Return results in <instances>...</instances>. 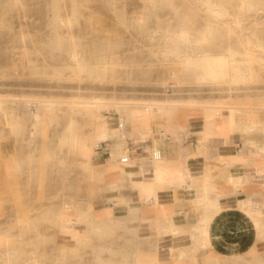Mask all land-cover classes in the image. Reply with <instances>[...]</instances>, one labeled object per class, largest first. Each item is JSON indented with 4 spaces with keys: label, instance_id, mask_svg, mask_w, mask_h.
<instances>
[{
    "label": "rangeland",
    "instance_id": "obj_1",
    "mask_svg": "<svg viewBox=\"0 0 264 264\" xmlns=\"http://www.w3.org/2000/svg\"><path fill=\"white\" fill-rule=\"evenodd\" d=\"M246 1L253 11L241 13L233 0H0V98L21 115L0 114V264H213L210 253L229 255L225 243L179 254L159 230L162 216L155 223L142 220L148 225L139 233L126 210L124 173L138 165L133 155L153 156L154 140L167 129L146 116L153 105L165 104L177 116L188 107H207L208 119L229 111V120L232 108L241 106L252 109L264 127V0ZM65 20L69 26L61 25ZM183 29L195 42L181 46L177 57L167 51L169 38ZM74 50L85 59V70L75 67ZM203 55L242 62L251 81L201 79V70L185 60ZM97 100L107 103L97 117L115 129L122 117L120 136H128L110 166L104 130L96 127L89 163L64 142L93 137V119L79 106ZM123 108L139 114L125 117ZM70 124L72 133L66 131ZM108 140L119 142L111 134ZM124 156H131L128 166L121 164ZM116 169L117 177L111 172ZM107 200L115 201L109 210ZM63 205L71 207L68 228L56 217ZM87 220L100 229L88 230ZM176 231L174 238L183 235ZM217 264H264V252L254 246Z\"/></svg>",
    "mask_w": 264,
    "mask_h": 264
},
{
    "label": "crops",
    "instance_id": "obj_2",
    "mask_svg": "<svg viewBox=\"0 0 264 264\" xmlns=\"http://www.w3.org/2000/svg\"><path fill=\"white\" fill-rule=\"evenodd\" d=\"M233 1L238 9L239 1ZM160 107L162 110L154 118L148 116V110L145 113L150 120L167 128L165 137L159 135L154 140L153 154L159 153V159L155 161L146 152L137 157L140 155L137 153L133 156L138 165L124 173L128 178L126 187L130 189L123 193L126 202H130L126 210H130V217L135 216L134 224L138 226L142 220L155 223L162 216V223L172 224L183 232L176 238L169 234L167 246L176 244L179 254L193 249L194 255L204 249L195 244L192 234L208 219L209 232L224 228L225 233L217 243L227 244L229 254L233 251L240 254L254 246L264 252V127H247L243 120L241 125H233L229 111H225L217 118L216 128L209 129L207 107H188L179 116L170 114L165 104ZM260 118L264 121V116ZM257 122H261L258 117ZM118 130L122 131L112 128L108 134L119 138ZM125 140L128 144V136ZM108 141L102 139L107 142L110 157V145L118 142L108 144ZM153 170L165 178L157 191L156 205L145 201L141 188L131 179L135 177L137 182L146 184L148 191L153 177L148 174L144 179L143 174Z\"/></svg>",
    "mask_w": 264,
    "mask_h": 264
},
{
    "label": "bare ground",
    "instance_id": "obj_3",
    "mask_svg": "<svg viewBox=\"0 0 264 264\" xmlns=\"http://www.w3.org/2000/svg\"><path fill=\"white\" fill-rule=\"evenodd\" d=\"M161 1L166 2L167 0H161ZM239 2L240 3H239L238 9L241 13H247V12H251L254 10V5L251 2L249 1L247 2L246 0H239ZM156 3H157V0H156ZM171 4L172 3L168 1V5H171ZM215 14L216 16H220L219 12H215ZM60 23L61 25L65 27V26H69L71 21L65 20ZM169 42H170V46H168L167 51L169 53L177 55L178 57L181 46L187 45L188 47L189 45H192L195 41L191 40L190 32L186 29H183L179 33L172 35L169 38ZM71 57L77 69L79 70L86 69L87 65H86L85 59L82 58L81 55L76 50L72 51ZM196 58L188 57L185 60V63L189 67H193V68L201 70V75H200L201 79H210L212 81L222 82L229 78L236 84H247L252 79L250 69L244 67L242 65V62L235 61L234 59H228L226 57L219 56V55L218 56L203 55V56H199V58L197 59ZM104 105H107V103L97 100V101L79 106V107L87 108V113L93 119V122H94L93 123L94 135L90 140L85 141L81 137H79L81 138L79 139L74 136H69L67 137V139L64 140V142L69 146L70 150L77 151L81 156L84 157L85 161H87L88 163L91 160H94V156H95L91 145L93 144L95 140L96 127H97V131L104 130L103 133L101 132L102 139L109 137V134H108L109 132L106 134L107 128H113L109 121L100 120L97 117V113L99 112L101 107H103ZM160 106H161V103L157 105H153L151 110L148 109V116L150 118H154L157 111L159 112L160 110H162ZM121 111L126 117L136 118L137 115L139 114V111L137 110H130V109L123 108ZM0 114L7 118H12V119L21 116L18 109L14 107L7 108L6 101L1 98H0ZM34 116L37 121H40L42 119V115L40 113L35 114ZM230 116H231L230 121L233 125H237V124L241 125L242 120L246 122L245 126L247 127L256 128L262 125L261 122L260 123L257 122V115L250 108H242L241 106L234 107L232 108V111L230 112ZM216 120L217 119H213V118L209 119V124H208L209 129H212L213 127L217 126ZM7 122L9 121L7 120ZM97 122L99 123L98 126L95 125V123ZM10 124L11 123H9V125ZM11 126L12 128H16L15 124H11ZM74 126H75L74 124H70L69 126L66 127V131L68 133H72L75 128ZM120 132L121 131L118 130L120 141L118 143L110 145L111 156L106 159L108 166H110L113 162L116 161V158L118 157L119 154H121L124 145L127 144L125 140L126 136L122 135V138H121ZM103 149H105L106 151L107 147H103ZM158 159L159 157H157V159H154V160L156 161ZM87 169L89 168L87 167ZM111 172L115 177H117V174L120 171L116 169ZM148 174L153 177V185H151L148 191H146L147 190L146 184L144 183L141 184L137 182L135 180V177H131V179L137 188H141L142 193L145 195V201L149 203L154 202V204H156L158 201L157 191L161 185H164L165 178H163L162 175L158 174V172H155L154 170L150 172L144 171L143 178L145 179ZM114 204H115V201L107 200V203L105 204V208L109 210L112 206H114ZM70 212H71V207L69 206L63 205L58 208L56 217H57L58 222L64 228H68L69 226L73 225V219L70 216ZM110 220L114 221L113 218H111ZM85 224L89 228L88 230H92L93 232L95 231L97 232L100 229L99 223L96 220H87L85 221ZM209 224H210V221L208 219H205L202 226L196 229V232H197L196 239L198 240V247L203 248V249H210L212 245L214 244L216 245L217 240H219L221 238V235L225 233L224 228H217L216 232H212V233L209 232ZM147 225H148L147 222L141 221V223L139 224V227H140L139 233L146 232L144 227H146ZM159 230L165 233H168V234L177 233L176 227L168 223L163 224L162 228H159ZM72 237L75 240H77L79 243L86 242V240H83L79 235L75 233L72 234ZM8 256L11 257L12 254H8ZM184 256L185 257L188 256V253L186 251L184 252ZM236 257H240V254L235 253L234 251L232 254H229L227 256L225 255L224 257H220L214 253H210L207 256L209 262L213 264H217L219 261L223 260L224 258L227 259V258H236ZM24 264H34V262L29 259V260H26Z\"/></svg>",
    "mask_w": 264,
    "mask_h": 264
},
{
    "label": "built area",
    "instance_id": "obj_4",
    "mask_svg": "<svg viewBox=\"0 0 264 264\" xmlns=\"http://www.w3.org/2000/svg\"><path fill=\"white\" fill-rule=\"evenodd\" d=\"M124 127L125 126H124L123 122H118V129L123 130ZM160 136L165 137L166 136L165 132L164 131H160ZM157 157H159V153L158 154H153V158L154 159H157ZM130 158H131V156H124L123 158H121V164L128 166L129 163H130Z\"/></svg>",
    "mask_w": 264,
    "mask_h": 264
}]
</instances>
